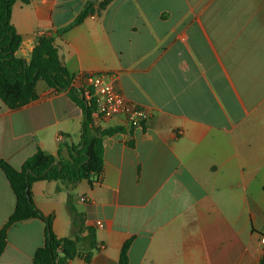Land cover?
<instances>
[{
	"label": "crops",
	"instance_id": "obj_1",
	"mask_svg": "<svg viewBox=\"0 0 264 264\" xmlns=\"http://www.w3.org/2000/svg\"><path fill=\"white\" fill-rule=\"evenodd\" d=\"M90 0L16 1V51L27 61L40 36L53 38L77 77H109L125 101L144 109L140 126L123 114L103 138L99 177L36 181V207L56 237L72 236L70 202L96 229L88 264H258L264 253V0H111L60 34ZM96 0L94 2H99ZM35 86L10 109L0 100V159L19 169L38 148L69 159L83 113L67 91ZM45 83V82H44ZM15 195L0 169V229ZM44 223L7 230L0 264H31ZM69 264H86L75 257Z\"/></svg>",
	"mask_w": 264,
	"mask_h": 264
},
{
	"label": "trees",
	"instance_id": "obj_2",
	"mask_svg": "<svg viewBox=\"0 0 264 264\" xmlns=\"http://www.w3.org/2000/svg\"><path fill=\"white\" fill-rule=\"evenodd\" d=\"M16 1L0 0V100L10 109L18 108L36 98L35 86L39 80L55 91H67L70 99L83 113L80 142L69 145V159H57L38 148L19 169L0 159V169L5 174L15 195V207L0 229V256L6 246L8 228L29 218L44 223V243L33 255L31 264H69L81 257L88 264L99 249L96 229L85 222L83 214L68 202L71 223L75 228L72 236L56 237L52 230V216L43 214L35 205L31 185L36 181L62 180L76 183L83 179L97 178L103 169V138L123 130L120 126L101 127L93 124L96 110L94 98L87 99L81 87L73 85L70 74L59 59L53 38L40 36L27 61L16 55L21 36L11 23V10ZM111 0L87 1L74 20L58 31L62 34L80 24L85 18L100 13ZM264 191V184L262 186ZM129 241L120 250L118 264H128ZM258 264H264V253Z\"/></svg>",
	"mask_w": 264,
	"mask_h": 264
},
{
	"label": "built area",
	"instance_id": "obj_3",
	"mask_svg": "<svg viewBox=\"0 0 264 264\" xmlns=\"http://www.w3.org/2000/svg\"><path fill=\"white\" fill-rule=\"evenodd\" d=\"M75 87H81L87 99L94 98L96 110L93 112V124L99 125L100 118H111L118 114L126 116L131 126H140L147 114L143 108L125 101L117 92L108 76L101 73L78 75L73 79ZM260 241L264 243V234Z\"/></svg>",
	"mask_w": 264,
	"mask_h": 264
},
{
	"label": "rangeland",
	"instance_id": "obj_4",
	"mask_svg": "<svg viewBox=\"0 0 264 264\" xmlns=\"http://www.w3.org/2000/svg\"><path fill=\"white\" fill-rule=\"evenodd\" d=\"M38 87H40V86H42V85H45V83L43 82V81H40L39 83H38Z\"/></svg>",
	"mask_w": 264,
	"mask_h": 264
},
{
	"label": "water",
	"instance_id": "obj_5",
	"mask_svg": "<svg viewBox=\"0 0 264 264\" xmlns=\"http://www.w3.org/2000/svg\"><path fill=\"white\" fill-rule=\"evenodd\" d=\"M90 1L94 2V1H96V0H90Z\"/></svg>",
	"mask_w": 264,
	"mask_h": 264
}]
</instances>
